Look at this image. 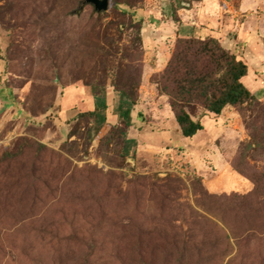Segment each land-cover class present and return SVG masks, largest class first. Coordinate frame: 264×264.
<instances>
[{
  "label": "rangeland",
  "instance_id": "374dc122",
  "mask_svg": "<svg viewBox=\"0 0 264 264\" xmlns=\"http://www.w3.org/2000/svg\"><path fill=\"white\" fill-rule=\"evenodd\" d=\"M109 1L99 13L86 0H0V264H264V100L219 117L197 106L203 130L186 138L155 83L166 67L145 70L142 45L127 132L137 145L124 159L105 137L121 126L112 68L147 0ZM159 1L179 21L182 2L201 0ZM105 31L122 50L110 57L108 124L91 138L77 118L95 108L86 83L102 77Z\"/></svg>",
  "mask_w": 264,
  "mask_h": 264
},
{
  "label": "trees",
  "instance_id": "16d2710c",
  "mask_svg": "<svg viewBox=\"0 0 264 264\" xmlns=\"http://www.w3.org/2000/svg\"><path fill=\"white\" fill-rule=\"evenodd\" d=\"M134 17L135 11L130 14L129 26L135 29L137 35L132 40V45L126 49L127 55L112 68L113 72L116 71L112 86L118 97L115 114L121 126L113 127L108 136H105L119 141L124 159L137 145L136 140L128 138L127 132L133 126V111L140 97L143 68L141 64L143 53L140 49L143 45L141 35L143 21H136ZM175 17L174 20L178 21ZM123 24L124 22H115L112 25L117 26L119 33V28ZM101 38L109 45V50L100 57L102 70L98 73H101L102 77L96 78L97 73L95 75L92 73L91 80L86 83V86L90 88V95L94 98L95 108L92 111L80 112L77 118L78 126L81 124L80 121L90 124L91 138L93 134H100L108 124L106 79L111 68L110 57L121 53L120 50H122L115 45L118 40H110L108 31H105ZM176 44V50L161 79L155 83L159 87L160 95L169 98L182 136L192 138L203 130L201 122L192 118L191 111L197 106L203 108L205 112L221 115L227 107L261 105L260 100L264 96V90L261 94L254 95L242 82L248 74V65L225 49L218 39L178 38ZM125 60L128 62L124 63ZM242 117L245 119L243 114ZM257 145L250 143L246 145V148L253 149ZM243 158L242 154V160ZM234 170L243 173L239 164H234Z\"/></svg>",
  "mask_w": 264,
  "mask_h": 264
},
{
  "label": "crops",
  "instance_id": "0c3cea01",
  "mask_svg": "<svg viewBox=\"0 0 264 264\" xmlns=\"http://www.w3.org/2000/svg\"><path fill=\"white\" fill-rule=\"evenodd\" d=\"M159 3V0H147L145 8L135 12V17L143 21L145 70L149 67L152 73L162 71L172 57L178 38L211 37L218 39L225 49L248 65V74L242 79L243 83L246 77H256L257 71H263L264 76V0H239L237 9L228 0H201L195 2L193 7L182 2V9L176 12L178 22L164 15L162 8H157ZM147 78L143 76V81ZM252 79L256 84V79ZM250 87L254 95L264 90L263 86ZM197 150L199 155H204L199 148ZM212 154L216 155L218 161L223 159L220 150Z\"/></svg>",
  "mask_w": 264,
  "mask_h": 264
},
{
  "label": "water",
  "instance_id": "95a60500",
  "mask_svg": "<svg viewBox=\"0 0 264 264\" xmlns=\"http://www.w3.org/2000/svg\"><path fill=\"white\" fill-rule=\"evenodd\" d=\"M86 3L93 5L95 10L99 13L108 11L110 6L109 0H86Z\"/></svg>",
  "mask_w": 264,
  "mask_h": 264
}]
</instances>
